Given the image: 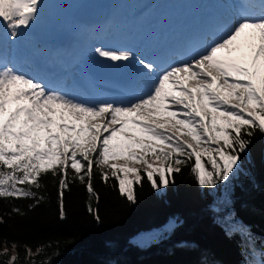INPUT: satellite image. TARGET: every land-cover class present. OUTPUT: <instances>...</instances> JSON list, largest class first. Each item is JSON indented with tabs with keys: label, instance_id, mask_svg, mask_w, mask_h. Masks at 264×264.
<instances>
[{
	"label": "snow or ice",
	"instance_id": "snow-or-ice-1",
	"mask_svg": "<svg viewBox=\"0 0 264 264\" xmlns=\"http://www.w3.org/2000/svg\"><path fill=\"white\" fill-rule=\"evenodd\" d=\"M40 8V0H0V34L15 40L37 20ZM95 53L114 63L135 59L137 76L144 81L139 93L88 101L49 88L0 60V198L30 199L29 208L36 207L44 199L41 177L51 174L58 181L64 218L65 189L79 181L88 193V211L99 223L91 205L94 198L98 201L94 165L107 166L111 177L101 171L100 178H115L119 192L132 203L134 185L142 186L146 178L154 191L166 190L174 183L173 173L190 161L197 185L215 190L239 171L256 132L264 135V12L242 13L190 59L167 66L123 48L96 47ZM121 159L123 166L110 163ZM128 164H144L143 176ZM11 211L23 214L18 207ZM221 218L229 235L243 227L227 207ZM177 223L170 218L162 230L141 234L132 243L146 246ZM25 252V264H35L32 250L25 246ZM0 255H8L7 247ZM4 264H18V257L12 255Z\"/></svg>",
	"mask_w": 264,
	"mask_h": 264
},
{
	"label": "trees",
	"instance_id": "trees-1",
	"mask_svg": "<svg viewBox=\"0 0 264 264\" xmlns=\"http://www.w3.org/2000/svg\"><path fill=\"white\" fill-rule=\"evenodd\" d=\"M114 161V160H113ZM112 162V161H110ZM188 166L173 173L166 190L154 191L146 178L134 185L135 203L119 192L118 181L100 178L109 168L94 165V198L100 222L88 211L85 186L74 181L65 189L64 218L60 217L58 181L51 174L41 177L39 195L44 199L33 208L30 199L0 198V264L10 256L25 264V246L32 250L35 264H258L264 261V135L258 131L240 169L215 190L197 185ZM143 176L144 170L140 171ZM123 178V174H120ZM135 181V178L128 177ZM227 200V205L224 201ZM20 208L22 215L13 213ZM229 208L242 229L227 233L223 215ZM213 208L220 211L213 212ZM170 218L178 220L174 230L160 235L146 246L132 243L152 230H162ZM17 244L13 249L11 245ZM46 247L37 253L36 249ZM59 253L56 255V253ZM253 253H256L254 255Z\"/></svg>",
	"mask_w": 264,
	"mask_h": 264
},
{
	"label": "rangeland",
	"instance_id": "rangeland-1",
	"mask_svg": "<svg viewBox=\"0 0 264 264\" xmlns=\"http://www.w3.org/2000/svg\"><path fill=\"white\" fill-rule=\"evenodd\" d=\"M129 2L130 7L133 9V13L130 15H128L129 11L131 12V10L128 9ZM138 2V0H40L41 8L40 12L38 13V18L34 23H32L31 27H29L28 45L32 51L34 50L38 53L39 49L43 47V44L39 43V39H42L43 35H45V33L49 30V25L51 23H55L57 26H59L61 21H65L68 23L70 30L76 32V26L89 24L94 20H99V17L108 15L106 12L111 13L110 17L117 19L119 18L118 21L122 20V23L123 21H134L137 12L135 10ZM56 6L60 9L58 11V15L57 10L54 8ZM53 9L56 11V14H54ZM61 12H63V14H61ZM61 17L65 18L62 20ZM127 17H130L131 19ZM109 19L111 20L112 18ZM76 38L79 39L77 35ZM93 45L94 48H109L107 44L100 45L99 43H94ZM93 52H95V49ZM120 63L122 62H117L118 65H120ZM81 67L83 68L82 65ZM148 162H153V158L151 156L148 157ZM110 163L123 166L126 162L125 160L121 159L119 161L114 160ZM128 166L135 167L139 171L145 170L144 164H128ZM105 167L108 168L107 166ZM128 177L135 178V176L131 173L128 174ZM158 231L160 230H152L146 233ZM141 234L137 235L135 238L139 237Z\"/></svg>",
	"mask_w": 264,
	"mask_h": 264
},
{
	"label": "bare ground",
	"instance_id": "bare-ground-1",
	"mask_svg": "<svg viewBox=\"0 0 264 264\" xmlns=\"http://www.w3.org/2000/svg\"><path fill=\"white\" fill-rule=\"evenodd\" d=\"M159 2H160V5L162 6V8H163V6L164 5H166V3H167V1L166 0H159ZM129 5H128V9H131V7H130V2L128 3ZM145 3H143L142 4V6L144 5ZM55 8V10H57V15H58V11L60 10L57 6L56 7H54ZM54 9H53V11H54V14H56V11H55ZM159 11H160V14H161V12L163 11L162 9H159ZM107 14H108V17H105V16H101V17H99V22H102V21H104L106 18H110V12H106ZM61 14H63V12H61ZM131 13H129V15H130ZM65 17H61V19L63 20ZM134 18V17H133ZM136 24V23H135ZM135 24H133L132 25V27H134L135 26ZM64 32H70V27H69V25H68V23H66L65 21H61V23H60V25L59 26H57L55 23H51L50 25H49V30L45 33V35H43V37H42V39H39V43L40 44H46L47 43V41L51 38V37H55V36H57V35H60V34H62V33H64ZM9 36L10 35H7V36H4V35H2V34H0V38L1 37H6V38H9ZM111 38V41H117L119 38H121V37H109V38H107V40H109ZM107 42V41H106ZM108 46H109V48H114V47H117V46H115V45H109L108 43H106ZM112 46V47H111ZM133 51V50H132ZM133 53L135 54V55H138L136 52H135V50L133 51ZM95 57H99V56H97V54L95 53V52H92L90 55H89V57L87 58V60H85V61H83L82 62V66H83V68L81 67V65L79 64V65H77V68H78V70L80 71V73L78 74V77H76V85L75 86H80L81 85V83H80V81L81 82H85L86 83V81H89L92 77H90V76H87L86 75V70L88 69V68H91L92 67V60L95 58ZM106 60V67H107V69H108V75L109 76H116L117 78H119V79H122V80H124V81H128L129 79H132V78H135V77H138L137 76V73H136V67H137V62L135 61V59H133L131 62H129V63H120V65H118L117 64V62H112V61H110V60H107V59H105ZM122 64V65H121ZM123 64H124V66H123ZM144 82V81H143ZM85 87L87 88V89H91V88H89L87 85H85Z\"/></svg>",
	"mask_w": 264,
	"mask_h": 264
},
{
	"label": "water",
	"instance_id": "water-1",
	"mask_svg": "<svg viewBox=\"0 0 264 264\" xmlns=\"http://www.w3.org/2000/svg\"><path fill=\"white\" fill-rule=\"evenodd\" d=\"M93 71L100 77L107 76V69L105 68V60L102 58H95L93 61Z\"/></svg>",
	"mask_w": 264,
	"mask_h": 264
}]
</instances>
